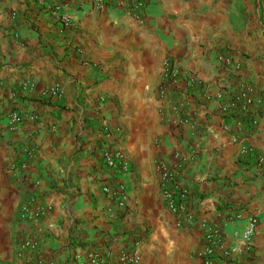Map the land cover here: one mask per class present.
<instances>
[{"label": "crops", "instance_id": "crops-1", "mask_svg": "<svg viewBox=\"0 0 264 264\" xmlns=\"http://www.w3.org/2000/svg\"><path fill=\"white\" fill-rule=\"evenodd\" d=\"M123 1L0 0V264H91L93 252L116 254L135 238L144 239L142 264H198L202 229L177 227L160 199L156 163L177 152L188 157L190 204L223 228L226 246L242 247L235 232L260 220L254 258L230 264H264V162L244 158L240 144L247 138L264 156V0H152L143 23ZM223 53L240 59L238 72ZM167 58L201 83L180 82L186 124L161 112ZM248 88L250 102L238 106L248 102L249 116L227 117L222 108ZM105 125L121 128L132 165L118 217L96 150ZM32 197L52 211L26 222ZM233 211L240 218L229 221ZM32 234L38 249L19 257Z\"/></svg>", "mask_w": 264, "mask_h": 264}, {"label": "built area", "instance_id": "built-area-1", "mask_svg": "<svg viewBox=\"0 0 264 264\" xmlns=\"http://www.w3.org/2000/svg\"><path fill=\"white\" fill-rule=\"evenodd\" d=\"M152 0H124L122 5L125 6L128 15L133 17L136 21L143 23L145 20L146 10L150 6ZM220 60L225 69L230 72L236 73L240 70L241 61L235 59L227 54H222ZM187 81L191 86H201L199 77L196 73H192L182 66L175 59L167 58L163 63L162 82L159 87V97L164 101L162 107V114L165 120L172 121L173 114L179 115L180 122L183 124L189 123V119L182 117L185 102L180 98L179 89L180 82ZM34 85L29 82L27 87ZM249 88L244 91L232 103V106H224L223 113L227 117H247ZM62 94V87L60 84L53 87L50 95L60 97ZM242 108L239 104L245 103ZM240 102V103H239ZM245 114V115H243ZM14 122L21 120V115L18 112L12 113ZM252 123L256 124L257 120L252 119ZM229 129L228 125L224 127ZM242 139L241 154L242 156H254L259 166L264 162V156L255 151L249 145L248 141ZM102 142L101 145L96 146V150L100 152L102 159L101 170H107V182L103 184V194L109 198V201L114 204L115 208L108 210L112 217H118L121 212L125 211L128 207L130 196L125 182L122 180L124 177L132 173V165L127 160L121 142L123 136L121 128H111L108 125L103 127L102 134L99 137ZM188 157H184L180 153H175L172 162L159 160L156 163V170L159 175L160 182V199L163 206L176 217L177 227L181 228L185 225H197L203 231L202 248L196 254L198 264H230L238 262L239 259L247 255L248 260H252L255 256L254 238L260 220L257 216L249 218V227L246 231L235 232V237L242 240V247L226 246L225 245V231L217 223L199 217L196 212V207L190 204L191 190L183 184L182 173L184 165L187 163ZM52 211V206L44 204L43 201L37 197L30 198L21 210L20 218L26 222H33L45 219ZM240 213L233 211L229 221L239 219ZM144 239H134L129 247L114 253L111 249L106 252H93L90 256L91 264H142V246ZM38 238L32 234L27 237L23 243L22 250L19 252V257H24L27 251H35L38 249ZM44 259L39 258V264H42Z\"/></svg>", "mask_w": 264, "mask_h": 264}]
</instances>
